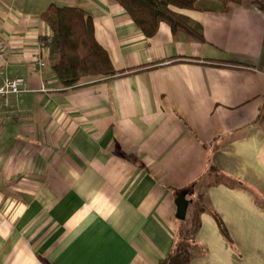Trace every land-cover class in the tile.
<instances>
[{"label":"crops","instance_id":"0c3cea01","mask_svg":"<svg viewBox=\"0 0 264 264\" xmlns=\"http://www.w3.org/2000/svg\"><path fill=\"white\" fill-rule=\"evenodd\" d=\"M200 1L178 10L205 41L146 36L114 0H0L1 60L29 83L0 98V264H161L179 242L189 264H264V12ZM52 2L91 12L116 69L158 65L61 87Z\"/></svg>","mask_w":264,"mask_h":264},{"label":"trees","instance_id":"16d2710c","mask_svg":"<svg viewBox=\"0 0 264 264\" xmlns=\"http://www.w3.org/2000/svg\"><path fill=\"white\" fill-rule=\"evenodd\" d=\"M120 3L131 15L134 22L146 36L154 35L161 21L167 22L174 34H184L187 38L205 41L203 25L178 8L204 9L200 0H114ZM217 7L228 9L233 4H249L264 12V0H213ZM53 33L46 44L49 68L57 75L61 87H77L83 80L95 78L96 81L114 78L127 72H136L155 65H140L129 69H116L105 47L97 40L93 15L82 5H60L50 3L41 13ZM186 59V58H184ZM200 61L199 58H189ZM206 61V60H202ZM223 65L224 62L208 60ZM230 66L248 68L242 62L226 63ZM212 170L218 171L215 165ZM210 209V208H209ZM215 215L221 230L228 235L226 227L217 212ZM186 247L178 243L177 247L161 264H189Z\"/></svg>","mask_w":264,"mask_h":264},{"label":"built area","instance_id":"2783aa9c","mask_svg":"<svg viewBox=\"0 0 264 264\" xmlns=\"http://www.w3.org/2000/svg\"><path fill=\"white\" fill-rule=\"evenodd\" d=\"M51 36L44 40H41L40 46L45 48L46 44L51 40ZM7 49L3 44V40L0 39V98L4 100V103L9 105L12 98H18L22 92L29 89V83L24 76L15 75L11 76L6 73V65L1 58L6 57ZM41 66L46 64L45 60H41Z\"/></svg>","mask_w":264,"mask_h":264},{"label":"water","instance_id":"95a60500","mask_svg":"<svg viewBox=\"0 0 264 264\" xmlns=\"http://www.w3.org/2000/svg\"><path fill=\"white\" fill-rule=\"evenodd\" d=\"M187 191L182 190L177 194L176 202H177V211L176 215L178 218L184 219L186 216L189 199L187 198Z\"/></svg>","mask_w":264,"mask_h":264},{"label":"rangeland","instance_id":"374dc122","mask_svg":"<svg viewBox=\"0 0 264 264\" xmlns=\"http://www.w3.org/2000/svg\"><path fill=\"white\" fill-rule=\"evenodd\" d=\"M200 4H210V3H208L207 1H202L200 2ZM246 5H249V4L247 3Z\"/></svg>","mask_w":264,"mask_h":264}]
</instances>
